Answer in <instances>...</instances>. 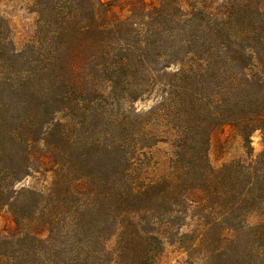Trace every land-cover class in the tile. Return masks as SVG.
Wrapping results in <instances>:
<instances>
[{
    "label": "trees",
    "instance_id": "16d2710c",
    "mask_svg": "<svg viewBox=\"0 0 264 264\" xmlns=\"http://www.w3.org/2000/svg\"><path fill=\"white\" fill-rule=\"evenodd\" d=\"M29 5L21 50L0 10V264H156L176 228L204 264H264V149L208 160L221 125L264 140V0ZM42 169L49 186L18 187Z\"/></svg>",
    "mask_w": 264,
    "mask_h": 264
},
{
    "label": "rangeland",
    "instance_id": "374dc122",
    "mask_svg": "<svg viewBox=\"0 0 264 264\" xmlns=\"http://www.w3.org/2000/svg\"><path fill=\"white\" fill-rule=\"evenodd\" d=\"M0 10L2 15L8 20L10 26V31L7 33L8 38L12 40L17 50L23 49L34 38L36 32L37 14L30 8L29 0H1ZM114 13L116 16H123L126 14V11L116 7ZM153 103L150 99L138 101L134 106L138 109L146 110ZM166 137L169 139L171 136L170 134H166ZM263 149L264 140L261 130H256L252 134L250 146H247L240 132L233 126L225 124L215 128L211 134L208 147V160L213 167L219 168L224 163L233 159L240 158L247 160L249 150L252 156H256ZM148 151H150V155L144 159V164L150 175H158L168 170L170 159L173 155V148L169 142H159ZM51 181L52 173L42 169L28 175L18 183V187L32 186L37 189H44L50 185ZM14 225L9 209L7 207L2 208L0 210V229L11 231ZM170 231L163 232V229L160 230L164 241V250L156 264H204V260L200 254L188 251L185 246L186 243L179 239L177 228ZM187 231V226L181 228V232ZM113 243L112 240L108 245L111 247Z\"/></svg>",
    "mask_w": 264,
    "mask_h": 264
}]
</instances>
